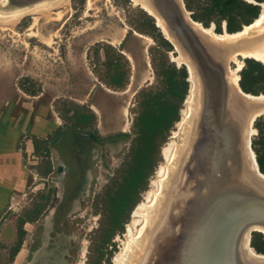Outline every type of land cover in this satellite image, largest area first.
Wrapping results in <instances>:
<instances>
[{"label": "rangeland", "instance_id": "rangeland-1", "mask_svg": "<svg viewBox=\"0 0 264 264\" xmlns=\"http://www.w3.org/2000/svg\"><path fill=\"white\" fill-rule=\"evenodd\" d=\"M202 1L198 0L197 4ZM244 1L254 4V0ZM188 3L192 10L187 11L195 12V0H188ZM142 9L132 0H64L58 7L19 19L0 20V97L16 96L13 101L16 111L20 110L23 101L44 105L49 115L59 117L61 125L58 130L67 124L66 140L72 143L73 148L65 161H55L61 168L53 170L44 186L47 190L53 188L50 206L32 224V231L40 228L43 238L50 242L43 248L45 259H56L60 255L63 264H94L98 258L95 230L100 223L95 204H98L97 198L110 179L117 175L132 142L135 93L146 85L156 84L150 56L157 63L164 58L176 67L180 66L178 63L183 64L178 60L182 56L179 51L173 48L165 51L150 34L136 31L135 26L144 28ZM209 27L213 29L214 22H209L205 28ZM219 28L218 33L226 31L222 20ZM106 44L117 52L122 50L129 59L123 54L126 62L119 59L127 78L122 88H109L98 78L103 77L106 70L105 54L108 57L113 55V50H109ZM243 58L249 57L238 56L237 63L229 62L231 68L240 64L238 76ZM187 96L188 91L180 119L157 148L146 189L139 193V201L125 220L122 232L114 234L107 243L99 264H121L119 255H123L127 248L128 252L131 250L130 245L143 225L140 207L145 204L153 206L158 202L152 193L158 187V178L164 175L161 167L163 169L167 158L163 156V148L168 147L179 132L180 120L186 114ZM69 106L90 109L95 117L94 125L90 129H70L61 118ZM255 122L264 129V117ZM251 126L250 148L255 155L254 149L259 146L255 142L258 130L253 122ZM146 227L143 241L150 226ZM139 250L133 253L130 264L136 261L135 255L140 254ZM32 254L31 259L34 257Z\"/></svg>", "mask_w": 264, "mask_h": 264}, {"label": "water", "instance_id": "water-1", "mask_svg": "<svg viewBox=\"0 0 264 264\" xmlns=\"http://www.w3.org/2000/svg\"><path fill=\"white\" fill-rule=\"evenodd\" d=\"M57 1L0 0V17ZM141 2L158 16L171 40L154 21L162 37L185 57L198 90L191 133L167 192L159 264H264L246 250L251 232L264 237V178L249 136L245 138L249 115L258 117L264 101H246L226 79L227 56L248 41L219 43L205 38L189 23L190 12L182 0ZM177 65H184L188 76L186 64Z\"/></svg>", "mask_w": 264, "mask_h": 264}, {"label": "trees", "instance_id": "trees-1", "mask_svg": "<svg viewBox=\"0 0 264 264\" xmlns=\"http://www.w3.org/2000/svg\"><path fill=\"white\" fill-rule=\"evenodd\" d=\"M260 3L263 0H254ZM186 10H192L188 0H183ZM195 0V12L190 13V18L200 22L203 26H209L214 22L215 32H220L219 21L222 20L227 32H234L250 23L259 15L260 6L244 0H203L197 4ZM144 18V28L135 26L139 33H148L165 51L172 49L171 44L162 37L159 29L154 25V18L140 10ZM216 17V18H215ZM243 24V25H241ZM241 26V27H240ZM109 50L113 47L106 44ZM108 49L105 51L108 52ZM166 53H164L165 56ZM106 70L103 77H98L109 88H122L126 83V72L122 67L120 58L123 55L113 50V55L106 54ZM155 85L150 84L140 88L135 98V113L132 118V142L122 164L117 169V175L110 179L97 198L95 211L99 213L100 223L95 230L97 241L96 249L98 258L94 264H99L103 259V250L107 243L117 232H122L129 213L139 201V193L146 189L148 177L154 165L157 148L162 144L168 132L180 119L181 108L187 95L189 82L186 80L184 65L176 67L168 63L164 58L157 63L150 56ZM243 65L239 70L238 86L243 92L264 94V64H260L252 58H243ZM71 113L67 115V112ZM61 116L72 128L85 129L94 125V114L88 109L78 106H69L64 109ZM262 116L254 119V127L258 133L255 147V160L258 170L264 174V129L256 124ZM45 199L48 197L45 196ZM26 214V217L35 216L36 212ZM23 219H18V243L21 240ZM250 246L264 254V238L260 232H251ZM108 261V258H107Z\"/></svg>", "mask_w": 264, "mask_h": 264}, {"label": "crops", "instance_id": "crops-1", "mask_svg": "<svg viewBox=\"0 0 264 264\" xmlns=\"http://www.w3.org/2000/svg\"><path fill=\"white\" fill-rule=\"evenodd\" d=\"M14 98L0 97V264H63L58 254L56 259L44 258L43 248L50 242L40 228L32 231V224L50 206L53 188L44 186L53 170L61 168L55 161H65L73 149L66 140L67 124L58 130L59 117L33 101H23L16 111ZM32 209L37 213L29 219L26 214ZM19 218L24 221L18 243Z\"/></svg>", "mask_w": 264, "mask_h": 264}, {"label": "bare ground", "instance_id": "bare-ground-1", "mask_svg": "<svg viewBox=\"0 0 264 264\" xmlns=\"http://www.w3.org/2000/svg\"><path fill=\"white\" fill-rule=\"evenodd\" d=\"M63 1L64 0H58L57 2L53 3V5L49 4L46 6L37 7L23 14L20 13V14L7 15L4 17H0V20L2 22V21L9 20V19L11 20L19 19L24 15L32 14L40 10H47L49 8H52L53 6L58 7L61 5ZM132 1L139 4L141 8H143L147 13L152 15L156 21L155 23L160 27L162 34L165 37L169 38V40H171V38L165 31V28L163 27L161 20L158 18V16L154 12H152L145 3L141 2V0H132ZM259 6H261L259 16L255 18L251 23L244 25L240 30L235 31L233 33H228L226 31L222 33H216L215 31H213L211 27L205 28L200 23L195 22V20H193L192 18H189L188 20L194 29L200 32L205 38L213 42L223 43V42H233V41H241V42L248 41L247 46H244L240 48L239 51L231 53L227 56L226 58V61H227L226 79L231 84V86H233L234 90L237 91V93L242 98H244L248 102H257V103L264 101V94L263 95L261 94L253 95L251 93L243 92L238 86V69H239L240 64H238L239 66L231 68L229 66V62L236 61L237 63L238 62L237 58L238 56H240V57H249V58H252L264 64V1L259 3ZM176 51H179V50H176ZM180 55L182 56L180 57V59L178 58V60L181 63L186 64L187 70H188L189 89H188L187 100H185L186 102L185 111L186 112L184 111L186 114L183 116L182 120H180L181 122L179 123V128H178L179 132L176 133L178 130L175 132L176 133L175 140H172V142L169 143L168 147L165 146V148H163V156L164 158H167L166 159L167 161L164 164L163 169L161 167V170H163L164 175L162 174L158 178L157 180L158 187L152 193L153 197L157 196L158 202L156 201L153 206L149 204H145L142 207H140L143 210V212H139V214H141L144 220L143 225L141 227L140 233L138 232V236L136 237V239H133L132 244L130 245L131 250L128 252L127 250L128 248H127L123 252V255L122 254L119 255L120 257L119 261L121 262V264H130L131 258L134 257L133 255L139 249L140 250L142 249V250L141 252L139 250L138 253L140 254L135 255L136 261L134 260L132 264H159L160 262V257H161L160 250L162 249V245H163V239L161 236L163 233V228H165V225L167 222V219H166L167 215H165L166 209H167L166 204H169V195L167 194V192L170 186H173V172L176 168L177 161L180 155L185 150L184 147L186 146L187 141L189 139L191 129H192L191 127H192L193 120H194L195 111L198 107V90H197V85H196V78L194 74H192L190 70L191 68H189V64L186 61L183 54L181 53ZM260 115H264V110H262ZM253 118H256V114L254 115L252 113L251 115H249V118L247 119V123L245 126V131H246L245 138L246 139H247V136H250L249 129L252 124ZM170 147H171V150H170ZM250 157L252 158V152L250 153ZM159 173L161 174L162 172L159 171ZM260 176L264 178L263 173H261ZM154 213L155 215L153 216ZM164 220H166L165 223H164ZM160 222L162 223V225L157 229V225ZM145 226H147L146 228H148L149 226L150 227L146 231L144 235V241H143L142 234H143V230ZM152 233L154 236L153 240L150 239L152 236ZM245 242H246V239L244 243ZM137 246H138V249L136 251L135 249ZM246 250L250 254V256L257 258L261 262H264V254L260 252H256L250 246V244H249V247L246 246Z\"/></svg>", "mask_w": 264, "mask_h": 264}]
</instances>
